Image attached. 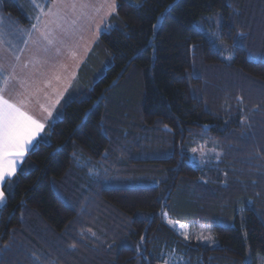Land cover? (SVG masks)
Returning a JSON list of instances; mask_svg holds the SVG:
<instances>
[{
	"label": "trees",
	"instance_id": "trees-1",
	"mask_svg": "<svg viewBox=\"0 0 264 264\" xmlns=\"http://www.w3.org/2000/svg\"><path fill=\"white\" fill-rule=\"evenodd\" d=\"M2 1L23 39L35 10ZM116 2L3 186L0 264H264V0Z\"/></svg>",
	"mask_w": 264,
	"mask_h": 264
},
{
	"label": "rangeland",
	"instance_id": "rangeland-1",
	"mask_svg": "<svg viewBox=\"0 0 264 264\" xmlns=\"http://www.w3.org/2000/svg\"><path fill=\"white\" fill-rule=\"evenodd\" d=\"M21 1L17 0L19 4L22 3ZM23 1L28 3L32 10H35L38 17V50H41L38 52L40 81H38L37 75L35 80H31L29 83V88L23 87L22 94L9 93L5 96L13 102L24 100L23 109L29 114H36L38 119L44 122L45 130L51 122L61 118L62 97L60 99L56 97L65 84L71 80V69L77 74L82 61L87 59L100 34L107 28L108 19L115 12L117 2L116 0H53L46 6L45 0ZM49 9L50 11L46 14ZM29 11L31 14V10ZM5 14L9 13L3 10V1L0 0V42L17 43L12 38L13 33L3 28L1 21ZM26 44H28V39ZM224 45L227 47L228 43ZM227 50L231 54L229 46ZM29 56L28 54L18 56L11 61L7 60V63L14 65L30 63L27 60ZM59 56L64 57V59L60 60ZM230 58L231 55L227 56L226 59ZM67 59H70V62ZM64 70L69 71L68 81L65 82L67 79L65 75L61 81L52 78L53 83L50 85V78L47 77L46 71H58L57 74H62ZM0 73H4L1 65ZM16 82H18L17 74L13 78L12 88H15ZM49 112H51V116L48 115ZM212 154L219 156L215 150ZM2 204L3 201L0 207ZM164 219L185 240L192 239L207 245L216 244L212 235V227L209 225H191L176 220L168 216L167 213H164ZM165 264H176V259L169 260Z\"/></svg>",
	"mask_w": 264,
	"mask_h": 264
},
{
	"label": "snow or ice",
	"instance_id": "snow-or-ice-1",
	"mask_svg": "<svg viewBox=\"0 0 264 264\" xmlns=\"http://www.w3.org/2000/svg\"><path fill=\"white\" fill-rule=\"evenodd\" d=\"M24 103L5 98L0 87V187L16 175L25 153L34 147L33 141L44 130V124L23 109ZM3 199L4 193L0 191V201Z\"/></svg>",
	"mask_w": 264,
	"mask_h": 264
},
{
	"label": "crops",
	"instance_id": "crops-1",
	"mask_svg": "<svg viewBox=\"0 0 264 264\" xmlns=\"http://www.w3.org/2000/svg\"><path fill=\"white\" fill-rule=\"evenodd\" d=\"M50 9L46 12V14H48ZM34 26L35 27L30 28V30L28 31H25L23 26H20L17 28V31L18 30L21 31L20 37H23V39L21 38L22 42L20 41L21 39L20 40L18 39L17 43L0 42L1 43L0 65L4 71V73H0V87L4 89V94H9V93L10 94H16V93L22 94V91L24 90L23 87L25 86L26 88H29L30 87L29 83L31 82V80H35L37 75H38V81H40L39 80L40 76L38 73V52H40L41 50H38V17L34 22ZM27 39H28V44H26ZM27 54L28 56L30 55L28 57L29 59H27L30 61V63L25 62L20 65H14V64L7 63V60L11 61L14 58H18V56H26ZM59 59L60 60L64 59V57L59 56ZM67 60H69L68 62H70V59H67ZM83 63L84 61H82L81 65ZM71 71H72L71 80L69 82H67L69 71L66 72L64 70L62 74H57L58 71H49V72L46 71L47 77L50 78V81H49L50 85L53 83V81H51L52 78L58 81H61L65 75L67 76V79L65 81L67 83L65 84L64 88L58 94L56 98L60 99L62 97V100H63L66 92L68 91L73 81L77 77L79 70L77 71V74H75V71L73 69H71ZM16 74L18 77V82L15 83V88H12L13 78ZM5 98H7V96H5ZM62 100H61V106H62ZM30 115H32L35 119L39 120L41 123L44 124L43 121L38 119V116L36 114H30ZM43 131L40 133V135L43 133ZM40 135L37 136L36 139L33 141V145L35 144L37 139L40 137ZM31 148L32 147H30V149ZM28 151L25 153L23 161L18 165L17 171L22 165V163L24 162ZM0 191H3V187H0ZM1 203L2 201H0V204Z\"/></svg>",
	"mask_w": 264,
	"mask_h": 264
}]
</instances>
